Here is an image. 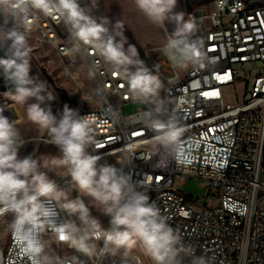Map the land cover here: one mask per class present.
Listing matches in <instances>:
<instances>
[{"label": "built area", "instance_id": "obj_1", "mask_svg": "<svg viewBox=\"0 0 264 264\" xmlns=\"http://www.w3.org/2000/svg\"><path fill=\"white\" fill-rule=\"evenodd\" d=\"M78 3L97 23L103 22L106 16L97 0ZM183 12L185 20L196 23L190 40L200 45L205 55L202 63L178 68L180 57L173 59L165 50L167 42L137 51L143 66L160 81L157 98L163 111L157 118L174 122L181 130L169 149L155 143L157 132L145 120L156 106L151 100L133 98L127 81L113 76V68L96 47L87 45L79 53H70L73 38L61 14L32 9L25 17L31 27L22 30L30 46L29 58L46 79L45 93L54 98H45V109L57 119L65 105L79 116H91L94 143L88 153L99 155L100 164L113 165L128 175L136 190L149 197L148 202L191 249L192 255L182 254V264H193V256L203 257L205 264H264V210L259 207L264 197V4L213 0L184 6ZM4 18L12 28L11 18ZM105 26L109 31L102 40L111 36L120 42L110 22ZM239 86L241 96L232 99L231 91L236 96ZM203 91L217 94L205 97ZM11 93L12 89L0 90V113L9 121L12 104L6 97ZM135 103L134 112H123L124 105ZM132 130L143 135L133 136ZM47 147L59 153L41 128L35 146L24 157L36 158ZM176 177L201 180L208 192L201 210L195 208L197 198L175 186ZM51 179L70 189L65 168ZM70 196L80 197L88 206L87 196L76 190ZM56 211L58 224L76 219ZM13 219L12 213L0 214V264H31L10 228ZM100 222L109 227L110 217L102 215ZM45 235L53 236L59 253L63 249L62 264H137V257L146 263L137 250L127 259L105 255L90 262L74 248L58 243L47 225L39 232L42 241Z\"/></svg>", "mask_w": 264, "mask_h": 264}, {"label": "clouds", "instance_id": "obj_2", "mask_svg": "<svg viewBox=\"0 0 264 264\" xmlns=\"http://www.w3.org/2000/svg\"><path fill=\"white\" fill-rule=\"evenodd\" d=\"M134 2L150 23L161 28H166V23L174 25L164 48L173 59L180 57L178 68L183 70L203 62L205 55L200 45L190 40L196 23L193 19L185 20L184 12L174 11L177 0ZM32 9L45 15L54 11L61 14L73 38L70 53H79L87 45L96 47L114 72L127 81L133 98L151 100L156 105L145 115L148 126L157 132L155 143L169 149L176 144L181 132L174 122L165 123L157 118L163 111V104L157 98L160 81L138 59L135 46L129 44L125 50L126 38L120 42H114L111 36L107 41L102 40L103 34L109 31L105 26L108 18L97 23L78 0H0V15L10 17L13 25L10 29H0V44L7 45L10 52L0 57V74L13 85L11 96L17 103L26 104L30 98L37 101L27 104V119L47 130L49 142L56 145L60 153L51 159L21 158L19 150L23 143L19 131L14 122L0 113V214H13L10 228L23 243V252L29 256L31 264H62L57 257L45 252L47 245L39 237L45 225L58 243L74 248L90 262L105 255H121L127 259L139 250L152 264H182V254L192 255L191 249L183 245L182 237L169 226L159 209L148 202L149 197L136 190L128 175L113 165L100 164V157L88 153V146L94 143L91 116H79L65 105L57 119L50 109L41 107L45 102L42 94L46 90L45 82L30 75V46L22 30L31 27L25 24V17ZM114 27L122 28V23L117 21ZM117 35L123 37L122 32ZM132 67L135 71H131ZM47 98L54 99L50 93ZM51 167L66 169V176L70 177L69 190L57 185L48 172L42 170ZM73 190L80 196L90 197L93 207L102 208L101 214L110 217V226H102L99 217L91 215L90 208L80 197L71 198ZM57 208L76 219L58 224ZM136 260L137 264H143L139 257ZM193 264H205V260L193 256Z\"/></svg>", "mask_w": 264, "mask_h": 264}, {"label": "rangeland", "instance_id": "obj_3", "mask_svg": "<svg viewBox=\"0 0 264 264\" xmlns=\"http://www.w3.org/2000/svg\"><path fill=\"white\" fill-rule=\"evenodd\" d=\"M99 6L106 16L109 19L110 24L114 28L116 35L118 32L123 33V37L117 35L119 41H122L126 38V42H124V48L127 49L129 44L134 45L137 51L145 50V49H154L164 45L168 40V34L173 32L174 25L171 23H166V28L158 27L152 23H150L146 17L136 8L134 0H97ZM175 12H183L184 11V3L183 0H177V7L174 10ZM117 21L122 23V28H115L114 25ZM0 29H3L0 25ZM6 55H10L8 51L7 45L0 44V57H4ZM30 69L33 71L34 76L39 79V81L45 82L46 87V79L42 76V74L36 69L35 65L30 60ZM4 79V76L0 74V81ZM1 84V83H0ZM242 87H237V95L233 94L231 91L230 97L233 99L235 97H240L242 92ZM2 95L0 94V99ZM9 103L12 104L9 111L12 113V117L10 122H14L16 128L19 131V137L23 146L19 150V156L21 158L30 151L35 146V138L39 134L41 128L30 122L27 119V104L37 102L34 98H30L26 104L17 103L11 95L6 97ZM41 107L45 108V104L43 103ZM137 104H126L122 107V110L125 114H129L135 111ZM56 150H53L51 147L41 148L37 153L36 158L43 159H51L53 155H59ZM63 167H51V169H42L48 172L50 178L57 175L60 171H62ZM175 186L184 194L192 196L193 198H197L198 200L195 202V208L197 210H201L205 206L206 203V195L208 194L207 188L203 187L201 184V180L198 178H188L184 181H181L180 177H176ZM86 202L90 208V211L94 217H99L101 219L102 208L100 210L97 207L92 206V201L90 197L86 198ZM259 207L264 210V197H262L259 201ZM107 228V227H105ZM8 236V234H7ZM6 236V238H7ZM44 242L47 245L45 248V252L48 255L57 257L58 259L64 256L63 249H61L60 253L57 250V246L54 242L52 235H45ZM139 252V250H137ZM121 256V255H117ZM144 257V256H143ZM145 264H152L150 260L144 257Z\"/></svg>", "mask_w": 264, "mask_h": 264}, {"label": "water", "instance_id": "obj_4", "mask_svg": "<svg viewBox=\"0 0 264 264\" xmlns=\"http://www.w3.org/2000/svg\"><path fill=\"white\" fill-rule=\"evenodd\" d=\"M211 1H213V0H183V3H184L185 7L191 8L194 6H200L206 2H211ZM248 1L250 3L264 4V0H248ZM0 25L2 26L3 29H10V27H9V25H8L6 19L4 18L3 15H0ZM8 43L10 44L11 41H9ZM30 75L33 76L34 79H36L34 77V75L31 73V71H30ZM0 83H1L0 84V90H2V91H5L6 89H12L13 88V85H11L5 78L1 79ZM42 94L45 95V98L48 97V95L45 92Z\"/></svg>", "mask_w": 264, "mask_h": 264}, {"label": "snow or ice", "instance_id": "obj_5", "mask_svg": "<svg viewBox=\"0 0 264 264\" xmlns=\"http://www.w3.org/2000/svg\"><path fill=\"white\" fill-rule=\"evenodd\" d=\"M95 53H90V55H94ZM97 63H99V61H97ZM191 73L189 74V76L191 77ZM113 76L115 77V76H118V74L117 73H113ZM218 79H219V77H217ZM226 78V77H225ZM120 87H124V85L121 83L120 84ZM203 96H205V97H208V96H210V95H216L217 93H215V92H208V91H203L202 93H201ZM126 99H127V97H126ZM165 123H167V121H165ZM131 135H133V136H138V135H143V133L142 132H139V131H137V130H132V132H131ZM109 139H113V138H111V137H109ZM96 147H98V148H102V147H104V145L103 144H97L96 145ZM97 157H100L99 155H97ZM61 239H63V238H61Z\"/></svg>", "mask_w": 264, "mask_h": 264}, {"label": "trees", "instance_id": "obj_6", "mask_svg": "<svg viewBox=\"0 0 264 264\" xmlns=\"http://www.w3.org/2000/svg\"><path fill=\"white\" fill-rule=\"evenodd\" d=\"M31 73L34 75V73H33V71L31 70ZM35 77V76H34ZM36 78V77H35ZM38 81H39V79L38 78H36Z\"/></svg>", "mask_w": 264, "mask_h": 264}, {"label": "crops", "instance_id": "obj_7", "mask_svg": "<svg viewBox=\"0 0 264 264\" xmlns=\"http://www.w3.org/2000/svg\"><path fill=\"white\" fill-rule=\"evenodd\" d=\"M114 29V28H113ZM51 179V178H50Z\"/></svg>", "mask_w": 264, "mask_h": 264}, {"label": "bare ground", "instance_id": "obj_8", "mask_svg": "<svg viewBox=\"0 0 264 264\" xmlns=\"http://www.w3.org/2000/svg\"><path fill=\"white\" fill-rule=\"evenodd\" d=\"M85 260V259H84Z\"/></svg>", "mask_w": 264, "mask_h": 264}]
</instances>
